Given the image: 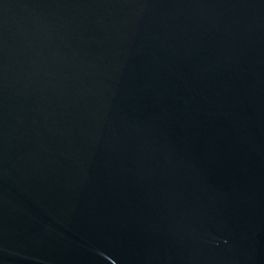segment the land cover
<instances>
[{
	"label": "water",
	"instance_id": "95a60500",
	"mask_svg": "<svg viewBox=\"0 0 264 264\" xmlns=\"http://www.w3.org/2000/svg\"><path fill=\"white\" fill-rule=\"evenodd\" d=\"M0 264H264V0H0Z\"/></svg>",
	"mask_w": 264,
	"mask_h": 264
}]
</instances>
